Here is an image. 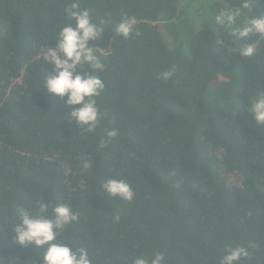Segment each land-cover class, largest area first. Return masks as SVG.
Masks as SVG:
<instances>
[{"label": "trees", "instance_id": "trees-1", "mask_svg": "<svg viewBox=\"0 0 264 264\" xmlns=\"http://www.w3.org/2000/svg\"><path fill=\"white\" fill-rule=\"evenodd\" d=\"M200 1L0 0V264H45L48 245L15 233L22 210L36 216L41 203L53 222L57 205L70 209L50 243L83 249L90 264L158 254L161 264H224L241 247L248 255L233 264H264V125L249 112L264 94V38L234 31L264 0ZM72 3L102 30L88 47L103 68L74 69L104 85L92 130L71 115L82 104L46 86L57 71L49 50L76 26ZM238 8L234 23L215 22ZM129 18L125 36L116 26ZM111 179L132 199L110 195Z\"/></svg>", "mask_w": 264, "mask_h": 264}, {"label": "clouds", "instance_id": "clouds-1", "mask_svg": "<svg viewBox=\"0 0 264 264\" xmlns=\"http://www.w3.org/2000/svg\"><path fill=\"white\" fill-rule=\"evenodd\" d=\"M253 5L245 2L244 9H250ZM65 14L68 19H74L76 26L64 27L57 34L58 50H49V57L56 66V73L49 76L46 81L48 90L58 96L67 95V103L70 105L82 104L81 107L74 109L71 115L81 125H88L92 130L98 118V110L92 97L99 94V89L104 87L102 81L93 75L85 74L74 75V69L83 63L90 64L93 68L102 69L103 65L99 62L94 50L88 47L90 40L95 41L102 31L96 25L91 23L89 12L82 9L78 3H72ZM241 10L225 11L215 16V22L228 26L234 23L237 17H241ZM136 23L134 18L122 21L116 26V31L127 36ZM234 31H238L241 37L248 36L250 33H258L264 38V13L255 16H249L243 19V23ZM255 45L250 44L241 47L239 51L246 57L252 56L255 52ZM58 52L63 53L66 58H61ZM46 57V58H49ZM172 72L163 73L164 78H170ZM249 112L253 115L258 124L264 125V94H257L256 98L249 107ZM109 136L115 135L109 132ZM105 190L112 196H120L124 199H132L133 192L129 185L117 179H111L105 184ZM48 205L41 203L39 205V214L31 215L28 211L22 210L21 219L15 228L16 240L21 245L34 243L36 246L48 245L44 251L43 259L45 264H90L87 253L80 249L77 253L66 244L50 243L57 239V233L53 228L62 227L74 215L65 205H57L54 209L53 220L45 218L43 215L47 211ZM247 256L248 251L245 248H237L224 257V264H233L240 256ZM162 255H156L152 264H161ZM134 264H147L143 258L137 259Z\"/></svg>", "mask_w": 264, "mask_h": 264}, {"label": "rangeland", "instance_id": "rangeland-1", "mask_svg": "<svg viewBox=\"0 0 264 264\" xmlns=\"http://www.w3.org/2000/svg\"><path fill=\"white\" fill-rule=\"evenodd\" d=\"M198 1H199V0H198ZM201 1H202V0H201ZM201 1H200V2H201Z\"/></svg>", "mask_w": 264, "mask_h": 264}]
</instances>
